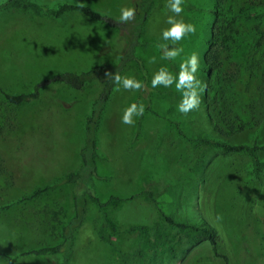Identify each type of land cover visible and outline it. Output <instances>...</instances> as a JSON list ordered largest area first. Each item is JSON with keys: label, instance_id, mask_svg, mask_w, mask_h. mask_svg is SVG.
<instances>
[{"label": "rangeland", "instance_id": "1", "mask_svg": "<svg viewBox=\"0 0 264 264\" xmlns=\"http://www.w3.org/2000/svg\"><path fill=\"white\" fill-rule=\"evenodd\" d=\"M37 1L86 4L112 15L130 7L129 0ZM166 2L155 0L150 9L135 50L142 63L130 60L121 74L139 79L142 89L117 86L97 129L99 176L92 178L91 188L102 201L110 195L130 198L105 208L117 230L114 247L101 238L102 211L87 194L88 213L76 232L70 264H126L118 251L128 254L130 264H225L211 257L208 241L197 242L166 223L146 190L174 217L215 226L229 264H264V175L254 178L247 153L190 140L207 135L264 143V15L257 13H264V0H184L182 16L196 32L175 45L184 49L175 61L161 59L162 49L173 45L160 39L166 14L171 15ZM213 6L228 16L217 18L209 10ZM213 27L223 33L225 44L211 79L203 64ZM126 47L124 32L77 12L52 17L28 7L2 9L0 86L10 93L27 92L58 72L119 63ZM193 52L200 58L197 76L205 90L200 106L185 115L177 111L181 94L174 85L153 88L151 79L161 66L175 74ZM227 77L232 79L228 103L222 97ZM95 91L96 83L81 89L53 83L42 89L39 100L22 105L9 104L0 94V264H60V257L28 251L54 244L59 220L71 213L72 186L61 178L80 166ZM131 103L145 106L133 126L121 123ZM215 124L228 134L230 126L244 129L225 135ZM259 157L264 161V153ZM134 225L142 228L130 229ZM151 243L158 249L155 258L136 256Z\"/></svg>", "mask_w": 264, "mask_h": 264}, {"label": "trees", "instance_id": "2", "mask_svg": "<svg viewBox=\"0 0 264 264\" xmlns=\"http://www.w3.org/2000/svg\"><path fill=\"white\" fill-rule=\"evenodd\" d=\"M127 1V0H126ZM130 7L135 9V16L132 20L127 22L119 21V14H111L107 10L92 7L86 4H75L65 1L57 2L51 5L39 2L37 0H1L0 10L9 7H28L38 10L39 12L46 13L52 17H60L70 12H77L83 16L99 21L103 24L122 31L127 36V47L119 61V63H106L98 64L90 69L76 72V71H63L58 72L41 82L34 84L31 90L21 93H10L4 90L0 86V94L2 98L9 104L22 105L30 103L41 98L42 89L53 83L59 85H69L75 89H81L88 84L96 83V91L91 102V110L85 119L84 123V136L82 147L79 152L80 166L75 169H71L66 172L61 178V182L72 186V192L70 194L71 213L65 215L60 219V227L58 231V237L54 244L44 245L40 248L32 249L28 251V254L32 253L35 255L48 256L55 260L57 257L60 259V264H70V255L75 242V235L77 230L84 223L88 209H87V194L90 195L91 199L97 202L102 211L101 222L98 225V230L101 238L109 245L114 247L113 237L117 234L116 226L110 222L108 216H106L105 208L109 203L116 202L118 200L130 199L129 197H121L116 195H110L107 200L102 201L96 196L91 188L90 182L93 177H98L97 174V149H96V137L97 129L102 118L103 112L109 103L117 85L113 83L111 77L106 78V73L122 74L123 67L130 60H134L141 64L142 60L136 56L135 50L140 43V37L144 29V25L149 18L150 9L153 6L155 0H129ZM214 16L223 17L228 16L227 11H222L218 6H213L209 9ZM118 13V12H117ZM255 13L251 12L250 14ZM259 16L264 15L263 12H257ZM243 17V16H241ZM251 17V16H244ZM238 16L231 17V22H236ZM222 32L217 33L212 28L211 35L212 40H209V55L204 56L203 72L207 74L209 78H215L217 63L219 59V48L222 44H225L224 36ZM169 45L167 47H172ZM231 77L224 79L222 83V90L225 91L222 96L226 103L230 99L231 91ZM221 86V87H222ZM208 100V98H207ZM245 125V122H243ZM243 125L240 128L233 130L235 127L230 126L229 130H232L229 134L243 130ZM216 128H222L215 124ZM221 134L229 135L227 132L222 131ZM191 141L196 140L199 143H203L212 147L219 148L223 152H243L247 153L252 157V170L256 180H260L264 175V161L259 157V153H264V143H231L222 137L212 136H199L195 139L190 138ZM147 198L154 203L158 211L162 215L166 223L171 227L184 231L190 234L197 242L208 241L211 247V257L215 260H223L225 264H229V257L227 254L222 253L220 250L219 234L215 226L210 224L206 220L199 222L187 221L174 217L173 215L166 212L164 206L158 199V196L150 190L144 191ZM141 226H131L130 229L136 230L141 229ZM153 244H150L148 250L139 249L136 251V256L150 255L151 258H155L158 253V249H154ZM122 261L126 264L129 259L128 254L118 251ZM137 264V263H134Z\"/></svg>", "mask_w": 264, "mask_h": 264}, {"label": "clouds", "instance_id": "3", "mask_svg": "<svg viewBox=\"0 0 264 264\" xmlns=\"http://www.w3.org/2000/svg\"><path fill=\"white\" fill-rule=\"evenodd\" d=\"M184 0H167L166 8L171 15H167L165 24L167 25L160 33V39L163 41H171L173 46L162 49V60L175 61L177 57L184 51L183 47L175 46L182 41L188 34L196 32V26L188 22L182 16ZM135 9L131 7L121 8L119 21L127 22L134 18ZM154 62V61H150ZM200 67V58L193 52L186 59L179 63V70L175 74L169 71L166 66H161L154 72L151 79V86L157 88H171L173 85L175 90L181 94V99L177 104V111L187 115L192 110L197 109L201 103V95L205 90L197 73ZM111 77L113 83L118 88L124 90H140L143 87L142 82L132 76H121L111 72L106 73V78ZM145 106L143 103H131L124 108L121 123L124 125L133 126L134 118L143 115Z\"/></svg>", "mask_w": 264, "mask_h": 264}]
</instances>
